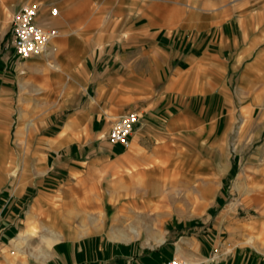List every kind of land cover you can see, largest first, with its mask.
<instances>
[{
  "label": "rangeland",
  "instance_id": "rangeland-1",
  "mask_svg": "<svg viewBox=\"0 0 264 264\" xmlns=\"http://www.w3.org/2000/svg\"><path fill=\"white\" fill-rule=\"evenodd\" d=\"M16 1L0 0V147L9 151L0 158V188L5 177L25 178L32 164L45 166L57 155L54 147H32L37 136L25 134L32 120L24 118L28 111L22 110V118L19 113L22 96L24 107L37 110L40 117L49 116L51 104L43 101H53L55 94L44 87L37 73L24 78L22 65L27 60L15 55L10 33ZM28 2L43 5L42 11L50 16L52 8L62 9L63 34L74 33L81 41L88 40L90 51L98 58L106 50L129 45L131 28L136 26L147 31L150 25L151 30L161 29L176 37L200 30L209 39L216 32L218 97L212 101L205 92L189 98L185 94L178 104L182 116L178 123L162 119L169 130L153 141L159 149L153 157L138 159L134 143L93 160L68 180L70 184L55 191L50 209L36 217L22 215V237L30 239L22 244V253L16 250L7 258L0 257V264H158L181 238L216 241L210 245L214 263L227 254L232 264H237V259L238 264H264V0L19 3ZM67 22L72 23L71 28L65 26ZM42 62L53 63L48 58ZM21 77L26 86H20ZM89 98L84 93L83 99ZM45 106L46 114L41 113ZM106 114L108 129L123 113L118 116L109 106ZM53 130L45 125L40 133ZM106 132L102 137L98 132L96 141L111 145ZM154 166L160 168L143 177L145 186L135 183L138 170ZM118 179L125 187L116 184ZM152 187L160 193L149 195L147 188ZM124 201L134 203L123 206ZM72 211L80 216L78 212L83 211L88 224L97 218L101 229L79 231L77 234L83 235L76 237L75 231L62 225L68 215L75 225L80 223V216ZM123 214L126 219L120 221ZM117 224L125 225V231L134 237L112 238L111 227ZM48 226L64 236L48 244L43 238L51 234ZM160 235L162 242L158 241ZM34 246L45 255L33 257Z\"/></svg>",
  "mask_w": 264,
  "mask_h": 264
},
{
  "label": "crops",
  "instance_id": "crops-1",
  "mask_svg": "<svg viewBox=\"0 0 264 264\" xmlns=\"http://www.w3.org/2000/svg\"><path fill=\"white\" fill-rule=\"evenodd\" d=\"M20 1H16L17 5L14 6L16 10L26 4H20ZM42 9L43 5L40 8L39 22L44 26L58 27L60 34L57 39L48 43L42 53L22 59L27 60L22 67L23 72H26L25 79L37 73L43 80L44 87L48 88L50 93H54L55 98L51 102L43 101L44 104H51L52 111L49 116L43 114L40 117L37 110L24 107L26 101H23L22 105L21 96L19 113L21 115L22 110L24 113L25 110L28 111L24 118L32 120L25 133L27 137L37 136L32 147H54L57 155L45 166H40L37 162L32 164L31 172L26 173L25 178H22V175L19 177L10 175L3 179V187L0 188V191L1 189L3 191L0 193L1 258H7L9 253L14 254L16 250L22 253V244L30 239L22 237V215L36 217L50 209L52 206L50 201L58 190L70 184L68 180L74 179V176L89 166L93 160H100L108 152H114L122 147L112 143L110 145L107 141L104 143L96 141L99 138L96 137L98 132H101L102 137L111 127L105 128L109 106L118 116L131 110L140 113V123L137 124L131 138V145L137 144V157L140 159L153 157L159 150L152 143L157 138L165 136V132L168 133L169 130L168 124L162 119L167 118L173 124L181 119L178 104L184 101L185 94L189 98L205 92L206 96L209 95L211 100L214 97L215 101L218 97L216 32L212 33L209 39L208 34L204 35L200 30L197 33L186 32L181 37H176L174 33L168 34L161 29L151 30L150 25L147 31L136 26L131 28L129 45H119L118 48L106 50L98 58V54L90 51L88 40L81 41L74 33L63 34L60 26L64 17L62 9L56 8L57 13H52L51 16ZM71 24L67 22L65 26L71 28ZM128 46L130 48L127 50ZM46 58L53 63H43ZM26 83L21 77L20 86H26ZM33 87L37 88L35 84ZM84 93H88L90 98L83 99ZM190 102L193 103V100ZM46 111L45 106L41 113L46 114ZM45 125H51L53 132L40 133ZM2 134L3 129L0 128V138ZM21 146V143L17 145ZM8 152L6 147H0V158L2 155L7 156ZM119 163L122 164L123 161L120 160ZM155 166L138 170L134 176L135 183L145 186L143 177L160 168ZM122 183L121 179L116 182L117 185ZM125 185L123 183L122 186ZM147 193L151 195L160 192L156 187H152L147 188ZM133 203L124 201L122 204L128 206ZM78 213L82 216L72 211L74 216H80L78 225L73 223L74 219L69 215L63 216L62 219L64 228L75 231L76 237L83 235L77 234L79 231L89 233L92 229H101V223L97 218L93 217L92 223L88 224L85 222L83 211ZM86 214L89 216V213ZM124 219L126 215L123 214L120 221ZM91 225L93 227H90ZM124 226L117 224L111 227L113 231L111 237L119 240L133 238L134 234H128ZM47 228L51 234L44 235L43 238L48 244L64 236L57 232L54 226ZM238 228L247 229L246 225H239ZM133 232L137 233V229L133 228ZM158 241H164L163 235L158 237ZM214 244L209 239L202 242L197 238H181L175 242L174 250L167 258L176 255L194 264H232L228 261L227 254H222V258L219 257L215 263L212 261L210 245L213 247ZM30 254L33 257L45 255L35 246ZM88 258L90 260V255ZM236 263L238 264V259ZM145 264L155 263L149 261Z\"/></svg>",
  "mask_w": 264,
  "mask_h": 264
},
{
  "label": "built area",
  "instance_id": "built-area-1",
  "mask_svg": "<svg viewBox=\"0 0 264 264\" xmlns=\"http://www.w3.org/2000/svg\"><path fill=\"white\" fill-rule=\"evenodd\" d=\"M41 5L29 2L15 10L10 19V33L15 55L19 59H28L42 53L48 43L60 34L55 26H44L39 22ZM52 12L57 13L56 8ZM141 115L137 111H127L115 119L107 133L108 140L113 144L129 148L131 138ZM160 264H194L179 256H172Z\"/></svg>",
  "mask_w": 264,
  "mask_h": 264
}]
</instances>
